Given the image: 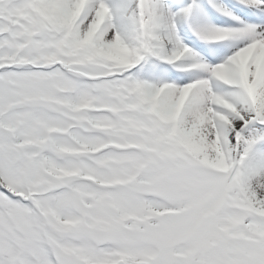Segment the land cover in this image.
Returning <instances> with one entry per match:
<instances>
[{
  "label": "snow or ice",
  "instance_id": "1",
  "mask_svg": "<svg viewBox=\"0 0 264 264\" xmlns=\"http://www.w3.org/2000/svg\"><path fill=\"white\" fill-rule=\"evenodd\" d=\"M0 264H264V0H0Z\"/></svg>",
  "mask_w": 264,
  "mask_h": 264
}]
</instances>
